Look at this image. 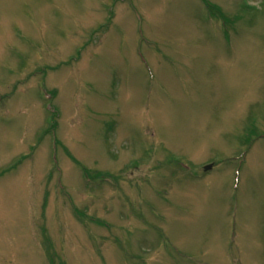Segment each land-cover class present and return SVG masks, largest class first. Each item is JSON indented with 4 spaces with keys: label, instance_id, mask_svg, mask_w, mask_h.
<instances>
[{
    "label": "rangeland",
    "instance_id": "1",
    "mask_svg": "<svg viewBox=\"0 0 264 264\" xmlns=\"http://www.w3.org/2000/svg\"><path fill=\"white\" fill-rule=\"evenodd\" d=\"M205 1L0 0V264H264V0Z\"/></svg>",
    "mask_w": 264,
    "mask_h": 264
},
{
    "label": "bare ground",
    "instance_id": "2",
    "mask_svg": "<svg viewBox=\"0 0 264 264\" xmlns=\"http://www.w3.org/2000/svg\"><path fill=\"white\" fill-rule=\"evenodd\" d=\"M123 18H125V15H124V17Z\"/></svg>",
    "mask_w": 264,
    "mask_h": 264
}]
</instances>
